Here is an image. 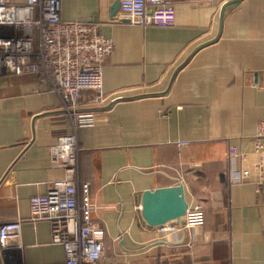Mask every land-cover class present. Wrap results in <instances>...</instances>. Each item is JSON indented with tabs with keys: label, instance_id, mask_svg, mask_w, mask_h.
Instances as JSON below:
<instances>
[{
	"label": "crops",
	"instance_id": "0c3cea01",
	"mask_svg": "<svg viewBox=\"0 0 264 264\" xmlns=\"http://www.w3.org/2000/svg\"><path fill=\"white\" fill-rule=\"evenodd\" d=\"M118 1L62 3V21L96 25L114 45L105 102L93 92L80 98L94 125L76 128L38 76L0 77V225L28 220L30 199L67 176L50 152L73 133L76 176L98 207L92 221L106 263L264 264V175L253 145L264 128V0H171V28L133 26L120 9L113 19ZM243 168L250 178L231 185L229 174ZM178 184L205 221L162 238L140 216L141 195ZM22 242L7 264H64L49 223L25 221Z\"/></svg>",
	"mask_w": 264,
	"mask_h": 264
},
{
	"label": "built area",
	"instance_id": "2783aa9c",
	"mask_svg": "<svg viewBox=\"0 0 264 264\" xmlns=\"http://www.w3.org/2000/svg\"><path fill=\"white\" fill-rule=\"evenodd\" d=\"M64 0H0V77L32 74L47 82L51 91L63 102L74 119L75 127L96 123L93 113L79 112L82 93L96 94L103 104V67L113 54L114 45L93 24L65 22L61 19ZM120 18L141 28H171L176 10L171 0H121ZM187 143H181L183 146ZM259 157L255 170L264 175V128H259L254 141ZM78 142L75 134L61 137L51 149V162L67 169V176L50 184L45 195L30 199L33 224L47 222L51 245L64 251V264H109L105 262L107 246L98 237L92 216L98 210L90 192V184L79 183L76 176ZM230 154L237 156L235 148ZM245 158L244 154H241ZM250 178L241 169L229 174V183L240 184ZM24 220L0 225V264H7L11 250L22 251ZM201 205L190 206L182 223L155 228L162 238L181 237L204 224Z\"/></svg>",
	"mask_w": 264,
	"mask_h": 264
},
{
	"label": "water",
	"instance_id": "95a60500",
	"mask_svg": "<svg viewBox=\"0 0 264 264\" xmlns=\"http://www.w3.org/2000/svg\"><path fill=\"white\" fill-rule=\"evenodd\" d=\"M119 9L120 0L116 2L112 9L113 19ZM123 100L126 99L120 98L116 102ZM188 208L189 203L186 199L183 184L146 190L141 195L140 216L144 223L152 229L167 224L182 223Z\"/></svg>",
	"mask_w": 264,
	"mask_h": 264
}]
</instances>
